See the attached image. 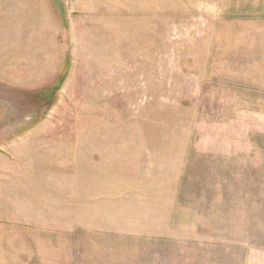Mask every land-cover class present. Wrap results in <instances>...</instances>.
Listing matches in <instances>:
<instances>
[{"label":"rangeland","instance_id":"obj_1","mask_svg":"<svg viewBox=\"0 0 264 264\" xmlns=\"http://www.w3.org/2000/svg\"><path fill=\"white\" fill-rule=\"evenodd\" d=\"M116 238L264 264V0H0V264Z\"/></svg>","mask_w":264,"mask_h":264},{"label":"crops","instance_id":"obj_2","mask_svg":"<svg viewBox=\"0 0 264 264\" xmlns=\"http://www.w3.org/2000/svg\"><path fill=\"white\" fill-rule=\"evenodd\" d=\"M69 3H167V2H215L219 0H64ZM230 2H242L244 0H221ZM255 1V0H249ZM185 238H116V240L106 241L111 245L106 247L111 252L110 264H172L164 257L152 258V255H160L168 252V249H177L183 255L187 253L182 244ZM100 242H104L100 240ZM177 243V245H167L164 243ZM180 258V257H179ZM177 258V259H179ZM177 264H191L181 258Z\"/></svg>","mask_w":264,"mask_h":264},{"label":"trees","instance_id":"obj_3","mask_svg":"<svg viewBox=\"0 0 264 264\" xmlns=\"http://www.w3.org/2000/svg\"><path fill=\"white\" fill-rule=\"evenodd\" d=\"M62 81H63V80H60V79L58 80V85H57V87L62 83Z\"/></svg>","mask_w":264,"mask_h":264}]
</instances>
